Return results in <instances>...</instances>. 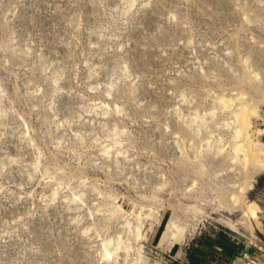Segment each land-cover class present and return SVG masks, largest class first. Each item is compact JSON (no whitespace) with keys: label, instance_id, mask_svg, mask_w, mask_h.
<instances>
[{"label":"rangeland","instance_id":"374dc122","mask_svg":"<svg viewBox=\"0 0 264 264\" xmlns=\"http://www.w3.org/2000/svg\"><path fill=\"white\" fill-rule=\"evenodd\" d=\"M242 106L264 156V0H0V264L258 251L264 170L260 232L230 201Z\"/></svg>","mask_w":264,"mask_h":264},{"label":"bare ground","instance_id":"6f19581e","mask_svg":"<svg viewBox=\"0 0 264 264\" xmlns=\"http://www.w3.org/2000/svg\"><path fill=\"white\" fill-rule=\"evenodd\" d=\"M256 75L258 76V74ZM240 99L241 98H239V100ZM252 117H257V113L254 110L251 111L246 110L243 108V106L239 111V113L237 114L238 131L236 138L237 139L242 138V142L236 144L237 159H239V153L241 151L246 152L245 154L246 166L244 167V169L248 173V176L246 177V180L243 183V185L231 194L230 201L233 208H238V207L242 208L243 210L242 223L247 224L249 228L254 233H256L259 229L262 230L261 229L262 222L260 220V214H259V212L262 209L257 202L248 201V193L254 190V185L250 182L251 179H253V176L259 175L264 170V156L261 152L257 150L258 143L252 141V130H253L252 122H251ZM258 251H259V255L257 257L255 258L251 257L249 262L245 261L244 264H257L258 261H261L264 264V247L263 246L259 247Z\"/></svg>","mask_w":264,"mask_h":264},{"label":"crops","instance_id":"0c3cea01","mask_svg":"<svg viewBox=\"0 0 264 264\" xmlns=\"http://www.w3.org/2000/svg\"><path fill=\"white\" fill-rule=\"evenodd\" d=\"M185 252L187 260L179 261V264H186L187 261L189 264H244L243 260L257 257L259 251L230 235L214 232L192 239Z\"/></svg>","mask_w":264,"mask_h":264},{"label":"built area","instance_id":"2783aa9c","mask_svg":"<svg viewBox=\"0 0 264 264\" xmlns=\"http://www.w3.org/2000/svg\"><path fill=\"white\" fill-rule=\"evenodd\" d=\"M187 264H189V262L187 261Z\"/></svg>","mask_w":264,"mask_h":264}]
</instances>
